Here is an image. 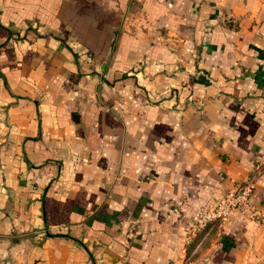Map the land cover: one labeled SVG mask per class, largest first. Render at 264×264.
<instances>
[{
    "label": "crops",
    "instance_id": "obj_1",
    "mask_svg": "<svg viewBox=\"0 0 264 264\" xmlns=\"http://www.w3.org/2000/svg\"><path fill=\"white\" fill-rule=\"evenodd\" d=\"M264 0H0V264H264Z\"/></svg>",
    "mask_w": 264,
    "mask_h": 264
},
{
    "label": "built area",
    "instance_id": "obj_2",
    "mask_svg": "<svg viewBox=\"0 0 264 264\" xmlns=\"http://www.w3.org/2000/svg\"><path fill=\"white\" fill-rule=\"evenodd\" d=\"M235 213H241L259 225L264 224L262 211L254 201L251 184L238 186L225 192L213 206L201 208L185 220L190 228V235L195 236L213 223L229 221Z\"/></svg>",
    "mask_w": 264,
    "mask_h": 264
}]
</instances>
